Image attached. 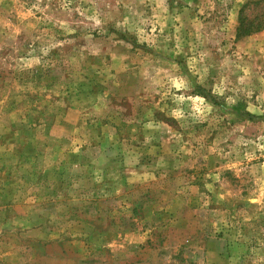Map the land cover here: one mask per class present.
Masks as SVG:
<instances>
[{
    "label": "rangeland",
    "instance_id": "obj_1",
    "mask_svg": "<svg viewBox=\"0 0 264 264\" xmlns=\"http://www.w3.org/2000/svg\"><path fill=\"white\" fill-rule=\"evenodd\" d=\"M249 2L0 0V264H264Z\"/></svg>",
    "mask_w": 264,
    "mask_h": 264
},
{
    "label": "trees",
    "instance_id": "obj_2",
    "mask_svg": "<svg viewBox=\"0 0 264 264\" xmlns=\"http://www.w3.org/2000/svg\"><path fill=\"white\" fill-rule=\"evenodd\" d=\"M250 3L251 2L246 3L240 11L241 15L239 18V25L237 27L238 37H244L257 32L261 30L264 25V13L255 16L253 19L248 18V16L245 14V10L248 8Z\"/></svg>",
    "mask_w": 264,
    "mask_h": 264
}]
</instances>
